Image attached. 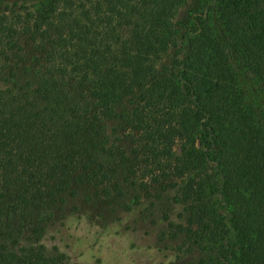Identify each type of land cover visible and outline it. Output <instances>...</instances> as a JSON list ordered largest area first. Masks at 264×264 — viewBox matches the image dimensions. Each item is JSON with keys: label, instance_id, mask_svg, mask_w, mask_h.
Instances as JSON below:
<instances>
[{"label": "trees", "instance_id": "1", "mask_svg": "<svg viewBox=\"0 0 264 264\" xmlns=\"http://www.w3.org/2000/svg\"><path fill=\"white\" fill-rule=\"evenodd\" d=\"M263 108L264 0H0V264H77L45 240L80 195L264 264Z\"/></svg>", "mask_w": 264, "mask_h": 264}, {"label": "rangeland", "instance_id": "2", "mask_svg": "<svg viewBox=\"0 0 264 264\" xmlns=\"http://www.w3.org/2000/svg\"><path fill=\"white\" fill-rule=\"evenodd\" d=\"M248 85L259 101L262 97ZM179 210L168 199L156 205L145 201L126 211L115 203L88 201L80 195L58 214L45 241L77 264H132L131 259L136 264H195L197 251L179 252L183 238L168 224L179 220Z\"/></svg>", "mask_w": 264, "mask_h": 264}]
</instances>
